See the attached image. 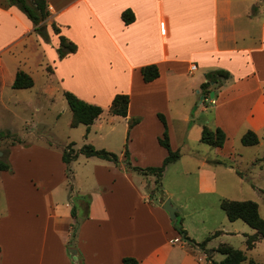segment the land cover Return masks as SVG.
Instances as JSON below:
<instances>
[{"label": "crops", "instance_id": "0c3cea01", "mask_svg": "<svg viewBox=\"0 0 264 264\" xmlns=\"http://www.w3.org/2000/svg\"><path fill=\"white\" fill-rule=\"evenodd\" d=\"M46 2L50 14L46 21L47 42L21 11L8 0H0L1 91L12 86L17 71L32 78V64L41 67L47 62L43 66L50 67V74L57 76L64 92L107 111L87 133L85 128L86 137L92 131L102 133L104 127L107 134L114 133V123L122 122L117 139L125 145L133 164H137L136 160L143 163L142 157L151 146L156 156L144 165H159L167 157V151L158 144L164 132L157 117L161 114L170 149L180 154L166 170L180 163L184 156L182 145L190 133L174 126L170 103L183 107L181 102L190 98L188 109L177 113L180 125L192 119H188L191 112L204 116L212 112L211 118L205 117L193 130V141L203 144L200 137L204 127L218 128L225 135L221 148L209 146L214 159L190 154L198 166V185L209 192H214L216 172L206 165L214 163L234 170L223 163L237 156L232 144L235 138L241 140L251 131L259 143L250 147H262L259 134L264 132V11L261 7L252 10L260 0ZM127 9L134 15L129 25L121 20ZM52 23L58 27L59 35L75 44V53L58 59L59 40L50 28ZM148 65L158 67L159 77L144 83L140 69ZM191 65L196 66L192 73ZM218 70L227 72L229 78L217 86L211 84L209 97L213 93L215 105L204 106L200 103L204 97L200 86L207 73ZM80 75L89 77V85L83 89L70 86L71 80ZM117 94L129 97L126 118L108 112ZM131 119L139 121L128 128ZM23 141L8 145V157L27 147ZM117 156V165L108 161L92 163L90 167L85 164L86 187L81 181L79 188L75 178V191L68 187L61 162L58 176L51 170L47 176L24 175L11 169V165L9 171L0 170V264H122L123 258H132L137 264H211L194 253L195 244L208 236L198 243L193 240V248L189 246L162 209L163 202H148L136 186L144 184L143 178L125 173L123 153ZM182 229L189 238L187 229ZM69 249L76 251L74 257Z\"/></svg>", "mask_w": 264, "mask_h": 264}, {"label": "rangeland", "instance_id": "374dc122", "mask_svg": "<svg viewBox=\"0 0 264 264\" xmlns=\"http://www.w3.org/2000/svg\"><path fill=\"white\" fill-rule=\"evenodd\" d=\"M260 1L259 4L254 3L253 8L261 7L263 12L264 0ZM47 27H49L48 23H45V30ZM45 64L47 62L41 64V67L32 64L34 65L31 68L34 86L31 89L17 90L6 86L3 91L0 90V134L2 135L0 160H4L9 166L11 165V169L14 167L20 174L47 176L51 170L58 176V162L63 163L62 153L69 146L75 153H78L84 145H91L97 150L104 149L115 155L123 153L125 145L117 139V133L122 129L121 121H119L121 123H114V133L107 134V127H104L102 133L92 131L87 137L84 126L75 128L70 126L71 112L63 96L64 89L58 82L57 76L50 74V67L43 66ZM88 78L80 75L79 79L71 80L70 86L83 89L90 83ZM190 102V98L181 102L183 107L170 103L174 126L183 132L190 131L189 138L182 145L181 153L184 156L180 163L168 167L167 170L165 168L166 171L164 170L158 183L154 175L144 176L126 169L124 172L133 173L136 178H143L144 184L136 186L148 197V202L160 205L161 201L165 203L169 200L174 210L177 207L176 219L171 221L174 225L178 224L181 228L187 229L190 240L198 243L217 231L222 232L221 235L213 237L204 247L198 246L194 241L189 242L192 248L194 244L197 246L194 249L195 254L204 256L206 260L210 256L211 261L219 262L224 256L215 252L214 249L224 243L242 251L247 260L264 264V240L258 241L252 250H246V236L254 234V230L241 220L230 222L220 208V202L223 199L239 202L252 201L257 204L259 215L264 220V132L259 134L263 144L260 149L246 148L238 138L233 140V151L237 156L227 160V164H223L233 167L234 170L230 171L224 165L207 164L206 167L216 172L215 181L212 184L214 192L202 190L195 175L198 166L192 161L190 154L193 152L195 156L214 159L211 151L213 148L193 141L192 133L205 117L211 118L212 112H208L205 116L196 111L191 112L188 114V119H192L180 125L177 113L182 108L188 109ZM104 113L107 111L105 110ZM19 139L24 140L22 143L25 142L27 147L13 151L8 157V145L18 142ZM180 139L178 138L179 142ZM107 140H109L108 144H106ZM147 152L146 155L142 154L145 157H142L143 163L136 160L137 164H133L130 159L126 161L132 167L139 169L161 166V162L156 166L144 165L156 156L155 147L151 146ZM104 162L106 161L96 157L88 160L79 155L76 161L68 165L63 163L68 187L74 191L77 189L74 186L75 178L79 188L81 181L86 187L88 177L83 170L85 164L89 163L87 167H90L92 163L104 164ZM186 172L191 174L183 177Z\"/></svg>", "mask_w": 264, "mask_h": 264}, {"label": "trees", "instance_id": "16d2710c", "mask_svg": "<svg viewBox=\"0 0 264 264\" xmlns=\"http://www.w3.org/2000/svg\"><path fill=\"white\" fill-rule=\"evenodd\" d=\"M11 6H15L19 11H21L26 18L33 25L34 31L44 40L48 41V35L45 30V23L49 18V10L46 0H8ZM256 8L252 10L255 11ZM121 20L125 25H129L134 21V15L131 10L127 9L122 12ZM50 28L53 34L58 35L59 45L56 49L58 59H63L67 55L73 54L76 51V46L72 42L68 41L65 37L59 35L58 27L52 23ZM140 74L144 83H149L154 81L159 77V70L156 65L144 66L140 69ZM229 78V74L225 71L218 70L212 71L205 75L206 81L201 84L200 91L201 94L209 96L211 84L214 86L219 85L222 81H225ZM34 85L33 79L23 71L19 70L15 74L14 81L12 83V88L17 90L30 89ZM63 96L67 102V105L71 112V121L70 126L72 128L78 127L80 125L86 128V133L89 131L90 126L94 121L102 114L103 109L99 106L88 104L70 92H64ZM129 97L126 94H117L112 99L111 105L108 109V112L112 116H118L122 118L127 117ZM158 119L164 127V132L162 138L158 139V144L163 147L168 155L163 160L161 166L153 168L139 169L132 167L127 159H129L128 151L125 148L123 152L124 156V169L135 171L141 175H154L156 177V183L160 181V178L166 168L170 163L177 161L180 158L178 151H171L168 141L167 134V125L164 117L161 114L157 115ZM138 119H131L128 121V128H132L138 123ZM2 135L0 134V138ZM225 141V135L220 129L210 130L208 128H203L201 132L200 142L211 146L221 148ZM241 144L245 147L255 146L259 143L258 137L251 131H247L240 140ZM15 142H12L11 145H14ZM78 155H83L86 158L96 157L108 162H111L115 165L119 163L118 156L108 152L106 150H97L91 145H84L78 153H75L71 146L62 153V162L66 165L74 161ZM0 170L9 171L10 166L4 161H0ZM153 193V192H152ZM220 208L226 215L227 219L230 222L241 220L248 227L254 230L253 235L246 236V250H252L256 243L260 240H264V220L260 217L258 206L252 201H231L223 199L220 202ZM71 215L74 216L72 210ZM174 229L180 234L181 238L188 242H193L186 236V232L178 225H174ZM219 232H215L213 235L205 238L201 243L197 244L200 247H204L208 241L213 237L218 236ZM215 252L223 255V260L220 262H214L210 260L208 256V261L211 264H258L253 260H247L244 253L240 250L234 249L226 244L219 245ZM75 264V263H74ZM122 264H137V261L132 258H123Z\"/></svg>", "mask_w": 264, "mask_h": 264}, {"label": "water", "instance_id": "95a60500", "mask_svg": "<svg viewBox=\"0 0 264 264\" xmlns=\"http://www.w3.org/2000/svg\"><path fill=\"white\" fill-rule=\"evenodd\" d=\"M213 96V93H211V97ZM162 209L165 210L168 215H169V218L172 220V221H175L176 219V210H174L172 208V206L170 205V201L167 200L165 203L162 204ZM69 254L74 257L75 254H76V251L74 249H69Z\"/></svg>", "mask_w": 264, "mask_h": 264}, {"label": "built area", "instance_id": "2783aa9c", "mask_svg": "<svg viewBox=\"0 0 264 264\" xmlns=\"http://www.w3.org/2000/svg\"><path fill=\"white\" fill-rule=\"evenodd\" d=\"M196 71V66L195 65H191L189 67V72L192 73ZM202 105L204 106H214L215 105V100L213 97H209V96H205L201 99V102H200Z\"/></svg>", "mask_w": 264, "mask_h": 264}]
</instances>
